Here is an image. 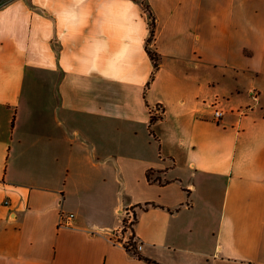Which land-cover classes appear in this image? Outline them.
<instances>
[{
    "label": "crops",
    "instance_id": "obj_1",
    "mask_svg": "<svg viewBox=\"0 0 264 264\" xmlns=\"http://www.w3.org/2000/svg\"><path fill=\"white\" fill-rule=\"evenodd\" d=\"M0 264H264V0H0Z\"/></svg>",
    "mask_w": 264,
    "mask_h": 264
},
{
    "label": "built area",
    "instance_id": "obj_2",
    "mask_svg": "<svg viewBox=\"0 0 264 264\" xmlns=\"http://www.w3.org/2000/svg\"><path fill=\"white\" fill-rule=\"evenodd\" d=\"M254 97V95H253ZM216 104V103H215ZM215 104H213L214 106V111H213V115L215 120H219L222 117L223 111L221 109H219L218 107L216 108ZM153 117L161 115L162 114V109L160 107H156L152 112ZM73 218V214L68 213H61L60 216V224L61 225H68L69 221ZM132 245H128L127 241L124 243L125 245L128 246L129 250L133 253H138L141 252L143 249V244L141 242H139L137 239H135L134 237H132Z\"/></svg>",
    "mask_w": 264,
    "mask_h": 264
},
{
    "label": "trees",
    "instance_id": "obj_3",
    "mask_svg": "<svg viewBox=\"0 0 264 264\" xmlns=\"http://www.w3.org/2000/svg\"><path fill=\"white\" fill-rule=\"evenodd\" d=\"M142 5H143L144 9L147 10V11L149 12L148 6H147L144 2H142ZM149 14H150V16H151V13H149ZM154 27H155L154 18L151 16V30H150V37H149V40H150V39L153 37V35H154ZM147 53H148L149 57L151 58V60H152V62H153L154 69L157 70L158 67H159V65H158L159 58H158L157 53H155V52H153V51H151V50H148V49H147ZM153 121H155V118H154V117L151 118L150 123H152ZM151 175H152V170H148V171L146 172L147 180H148L149 182L156 181L155 179H152ZM148 206H155V205H154V204H151V203H146V204L144 205V208H147ZM133 222H134V218H133ZM123 224L126 225V221H125V220L123 221ZM132 236H133V235H132ZM132 236H131V237L128 239V241H127V244H128V245H132V242H131V240H132ZM124 247H125L128 251H130L127 245L124 244Z\"/></svg>",
    "mask_w": 264,
    "mask_h": 264
},
{
    "label": "rangeland",
    "instance_id": "obj_4",
    "mask_svg": "<svg viewBox=\"0 0 264 264\" xmlns=\"http://www.w3.org/2000/svg\"><path fill=\"white\" fill-rule=\"evenodd\" d=\"M133 223H134V222H133V216L130 215V222L127 223V226L130 227L131 224H133ZM129 238H130V237H129ZM127 241H128V240H127Z\"/></svg>",
    "mask_w": 264,
    "mask_h": 264
}]
</instances>
